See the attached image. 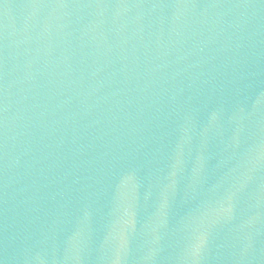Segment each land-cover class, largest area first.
<instances>
[{"label":"water","instance_id":"water-1","mask_svg":"<svg viewBox=\"0 0 264 264\" xmlns=\"http://www.w3.org/2000/svg\"><path fill=\"white\" fill-rule=\"evenodd\" d=\"M258 0H0V264H83Z\"/></svg>","mask_w":264,"mask_h":264}]
</instances>
